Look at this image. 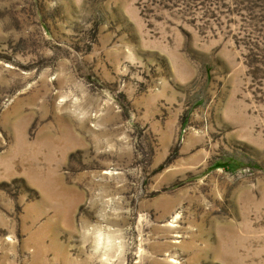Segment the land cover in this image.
Wrapping results in <instances>:
<instances>
[{"label":"rangeland","instance_id":"rangeland-1","mask_svg":"<svg viewBox=\"0 0 264 264\" xmlns=\"http://www.w3.org/2000/svg\"><path fill=\"white\" fill-rule=\"evenodd\" d=\"M99 191L117 264H264V0H0V264H89Z\"/></svg>","mask_w":264,"mask_h":264},{"label":"clouds","instance_id":"clouds-1","mask_svg":"<svg viewBox=\"0 0 264 264\" xmlns=\"http://www.w3.org/2000/svg\"><path fill=\"white\" fill-rule=\"evenodd\" d=\"M118 203L116 196L102 191L93 193L89 201L91 206H98L94 219L83 221L77 232L81 247L87 249L89 264H117L125 249L124 230L111 223L119 215Z\"/></svg>","mask_w":264,"mask_h":264}]
</instances>
